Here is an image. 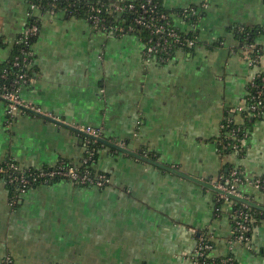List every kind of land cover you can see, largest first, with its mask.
<instances>
[{
  "label": "crops",
  "instance_id": "0c3cea01",
  "mask_svg": "<svg viewBox=\"0 0 264 264\" xmlns=\"http://www.w3.org/2000/svg\"><path fill=\"white\" fill-rule=\"evenodd\" d=\"M168 9L196 8L200 45L168 63L143 57L135 36L96 30L65 10L41 12L31 0H0V66L40 22L33 43V76L21 101L75 128H95L103 138L147 152L148 157L193 178L215 184L236 172L238 193L264 206L254 185L264 177V117L249 123L242 151L220 144L225 121L244 124L249 86L264 71V0H163ZM259 26L257 64L240 48L233 29ZM217 40L220 46L209 47ZM0 100V165L80 168L87 139L24 110L13 117ZM247 127H245L246 129ZM107 174L104 188L60 181L20 194L11 202L0 180V264H192L199 240L208 238L214 258L264 264V219L250 245H230L234 202L216 212L217 194L173 172L107 146L94 165Z\"/></svg>",
  "mask_w": 264,
  "mask_h": 264
},
{
  "label": "trees",
  "instance_id": "16d2710c",
  "mask_svg": "<svg viewBox=\"0 0 264 264\" xmlns=\"http://www.w3.org/2000/svg\"><path fill=\"white\" fill-rule=\"evenodd\" d=\"M31 5H35L41 12H58L61 10H65L72 15L78 16L87 20L93 28L102 32H112L115 34L114 30H117L115 34L118 38H123L127 35L135 36L140 40L143 49V57L146 58V51L149 47V41L152 38V34L148 28L136 23V20L142 16L141 5H145L147 9L152 11L151 13H145L143 17H145V21H150L152 17H155L156 20L154 24L156 25H164L167 29V34L170 30H175L180 34L181 40L184 44L171 45V49L168 53H170L168 58H165L164 61H161L162 54H153L151 58L157 59L162 63H168L173 59L175 54L179 51H183L186 54L194 53L197 46L200 45L198 32L196 30H184L180 25L181 24H192L195 25L198 22L199 14L192 13V9L194 7L189 8H178V9H168L164 5L163 0H31ZM120 6L123 8V11H115V6ZM134 6V9H130V6ZM196 9V8H195ZM197 11V10H196ZM98 16L100 18L99 23H94V17ZM165 16L166 19L162 17ZM35 25L38 28V33L40 30V22L37 18L32 16V19L28 23L27 28H31ZM103 29V30H102ZM236 39L239 42L240 48H248L250 49V54L253 57H258V61L262 56V49L259 45H256V39L263 33L262 27L259 26H239L233 29ZM37 34H33L32 36H27L24 34L22 38H20L17 43L14 45L13 53L11 57L0 66V91L3 88H6V91H17L18 93L29 84L31 77L33 76V63L35 59V55L33 52V43L38 37ZM168 37V35H166ZM169 38V37H168ZM195 40V46L190 47L185 44V40ZM173 42V40H171ZM222 44L221 40H217L212 42L209 47L220 46ZM164 55L163 57H166ZM20 76H24L26 82L20 80ZM255 86V87H252ZM261 93V94H260ZM260 95V99H264V71L260 72L256 76V80L253 84L249 86L248 94L246 96V107L250 108L257 101L253 99L254 96ZM242 117L244 119V124H236L234 121H225L223 124V128L220 136V144L228 145V150H231L230 147L237 146V149L242 151V140L246 139L247 129L250 127L249 123L254 122L256 119H262L263 116H257L251 113V110H244L242 112ZM245 127H247L245 129ZM102 148L100 143L91 144L87 147L89 149L86 154V158L89 157V154H92L89 162L82 164L79 168L80 172L89 171L91 176H97L99 174H104L97 172L94 168V165L99 159V150ZM142 155L146 157L149 156L147 152H142ZM66 166H71L66 162H63ZM12 165H15L19 168L20 171H17L16 174L20 175L21 172H37L39 170H35L32 168H22L12 159H7L3 164L0 165V169L7 170V174H1L0 180H2L6 186V189L9 194V198L11 202L17 203L18 200V188L17 184H9L7 182V177L11 173H14L13 170L9 169ZM73 167V166H72ZM231 171L227 173V179L230 181L229 187L232 190H236L237 186H233L231 183ZM108 176L107 174H104ZM241 177V176H240ZM108 178H110L108 176ZM242 178V177H241ZM243 182L244 179L242 178ZM60 181H67L73 183L76 187L79 188H92L91 185H84L81 183L72 182L63 178H55L51 180L48 184L43 181H35L31 185H29L26 190L27 192L33 188H37L41 185H50L53 183H57ZM258 181V185L260 187L261 192H264V177L256 178L255 182ZM111 182V180H110ZM110 184V183H109ZM106 185V186H109ZM105 186V187H106ZM104 188V187H98ZM217 196L216 208L220 209L224 203L227 201L226 198H221L219 195ZM229 202H234L232 200H228ZM234 209L241 210L242 204L234 202ZM244 212L249 214L251 218L254 219V224L250 225L251 228H254L262 219H264V213L258 211L253 208L243 209ZM253 232V231H252ZM252 233L247 234V236H251ZM232 258V257H230ZM218 264H221V261L218 259L216 261ZM15 264V262H14ZM233 264H236V261L233 258Z\"/></svg>",
  "mask_w": 264,
  "mask_h": 264
},
{
  "label": "built area",
  "instance_id": "2783aa9c",
  "mask_svg": "<svg viewBox=\"0 0 264 264\" xmlns=\"http://www.w3.org/2000/svg\"><path fill=\"white\" fill-rule=\"evenodd\" d=\"M32 10H37L38 8L35 5H31ZM130 9H134V6H130ZM142 10V16H140L136 23L140 24L142 26H145L148 28L152 34V38L149 41V47L146 51V59H152L153 54H162L161 61H164L165 58H168L170 53H168L171 49V45H177V44H184L181 40L180 34L175 30H170L167 34V29L164 25H156L154 24V21L156 20L155 17H152L150 21H145V17L143 15L145 13H151L152 11L148 10L145 5H141ZM115 11H123V8L120 6H115ZM192 13L196 14V9H192ZM162 17V16H161ZM163 19H166L165 16L162 17ZM32 19V18H31ZM100 18L98 16L94 17V23H99ZM103 30V29H102ZM115 34L117 33V30H114ZM38 33V28L33 25L31 28H27L26 35L32 36L33 34ZM112 33V32H111ZM168 35V37H166ZM173 40V42H171ZM185 44H187L190 47L195 46L196 41L186 39ZM164 55H167L166 57H163ZM248 60L250 61L251 65L258 63V57H253L251 54H248ZM23 82H26L24 76H20L19 78ZM256 80V77L251 82V85ZM255 87V86H252ZM261 94V93H260ZM0 97L5 99L7 101L8 106V114L13 117L15 113L18 110H22L19 107L23 106L26 108L33 109L31 107H28V105L24 104V102L21 101L20 93L17 91H6V88H3L2 91H0ZM254 100L257 102L252 105L251 109L247 107H242L240 110H251L252 114H255L257 116H263L264 117V99H260V95L254 96ZM34 110V109H33ZM37 111V110H36ZM38 112V111H37ZM87 134L94 136L96 138H102L103 137V131L101 129H95L91 127L82 128L80 129ZM98 143L97 141L93 139H87V147L91 144ZM234 150L237 149V146L232 147ZM88 151H90L88 149ZM87 151V153H88ZM92 154H89L88 158H85L84 163H87L90 161ZM9 169L13 170L14 173H11L7 177V182L9 184H17L19 186L18 188V196L20 194H24L27 192L26 188L31 185L35 181H43L44 183L48 184L51 182V180L55 178H63L70 180L72 182L81 183L84 185H91L93 187H105L110 183V178L104 174H99L97 176L92 177L90 172L85 170L80 172L79 168H75L72 166H66L63 163L59 164V166L55 168H49V169H42L37 172H21L20 175H17L16 172L20 171L19 168L15 165H12ZM7 170L0 169V175L1 174H7ZM232 182L234 185L237 186L238 184H242L243 180L240 177V175L236 172L231 173ZM230 181L228 179L216 182L215 184L220 187L221 189L228 191V192H235L236 190H232V188L229 187ZM258 181L254 182V185L260 189L258 185ZM236 193V192H235ZM221 198H226L224 196H220ZM226 200H230L226 198ZM226 201V202H227ZM229 202V201H228ZM248 208V206L242 204L241 210H233V213L231 215L232 220V230H231V236L229 239L230 245L235 244H241V245H250L251 236H247V234L252 233L253 228H251L250 225L254 224V219L249 216L246 212H244L243 209ZM221 209V208H220ZM220 209L216 208V212H220ZM213 249L212 243L208 238H201L199 240L198 246L196 247L192 257L191 262L192 264H218L216 261L219 259L221 261V264H233V258L227 257V258H214L210 255L211 250ZM5 264H14L13 259L10 256H7L5 260Z\"/></svg>",
  "mask_w": 264,
  "mask_h": 264
},
{
  "label": "water",
  "instance_id": "95a60500",
  "mask_svg": "<svg viewBox=\"0 0 264 264\" xmlns=\"http://www.w3.org/2000/svg\"><path fill=\"white\" fill-rule=\"evenodd\" d=\"M0 100H2L3 102L7 103V101L5 99L1 98V97H0ZM19 108L24 110V111H26V112L34 114L36 116H40L42 118L50 120L51 122H54V123H56L58 125L64 126L66 128H69V129L75 131L77 134L82 135L85 138H89V139H93V140L97 141L102 146H107V147H109L111 149H114V150H117L118 152H121L123 154L130 155V156H132V157H134V158H136L138 160L147 162L149 164L158 166L159 168H162V169L168 170L170 172H173V173H175V174H177V175H179V176H181V177H183V178H185L187 180H190V181L202 186L203 188H206V189L216 193L219 196H224V197H226V198H228V199H230V200H232L234 202H237V203H240V204H244V205H246V206H248L250 208L256 209V210L261 211V212L264 213V206L259 205L258 203H256V202L248 199L247 197L239 194L238 191H235L236 193L235 192L225 191V190L221 189L220 187H218L216 184H212L211 182H207V181H204V180H199V179L193 178V177H191L189 175H186L184 173H181V172H178V171H175V170H171L169 167H167V166H165V165H163L161 163H158V162H156L154 160H151V159H149L148 157H146V156H144L142 154H138V153L134 152L132 147L124 148L122 146V144H117L115 142H110V141L104 139L103 137L102 138H96V137L91 136V135L87 134L86 132L80 130L79 128H75L73 126H69L66 123H63V122H61V121H59V120H57V119H55L53 117L46 116V115H44V114H42L40 112H37L36 110L30 109V108H26V107H23V106H20Z\"/></svg>",
  "mask_w": 264,
  "mask_h": 264
}]
</instances>
